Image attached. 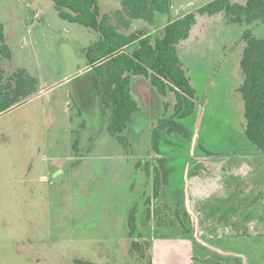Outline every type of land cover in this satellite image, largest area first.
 <instances>
[{"label":"rangeland","instance_id":"374dc122","mask_svg":"<svg viewBox=\"0 0 264 264\" xmlns=\"http://www.w3.org/2000/svg\"><path fill=\"white\" fill-rule=\"evenodd\" d=\"M122 1L98 0L101 14L110 15V23L122 33L157 34L168 20L212 0H173L170 15H158V25L136 20L130 28L114 17ZM221 17L198 15L189 38L178 44L197 92L193 113L173 117L174 95L154 96L148 79L141 77L133 89L140 108L121 143L109 130L112 109L101 103L91 84L94 75L86 69L85 51L100 35L63 20L52 0H0V22L11 51V58L2 60L6 77L26 70L38 81L36 95L0 116V228L6 234L0 242L29 239L49 249L60 228L63 241L88 232L89 249L83 255L93 260L99 251L104 264H116L124 258L116 245L131 238L132 231L136 237L141 233L137 241L147 244L145 264H152L153 248L155 264H264V239L234 242L238 255L213 253L196 247L187 232L191 221L180 219L192 155L214 154L229 164L257 149L245 134L238 89L244 81L243 33L249 29L264 39V22L228 24ZM163 119L177 121L182 130L157 131L155 147L154 131ZM161 161L169 173L164 178L159 170L156 192L155 171ZM37 259L33 264H49V256Z\"/></svg>","mask_w":264,"mask_h":264},{"label":"trees","instance_id":"16d2710c","mask_svg":"<svg viewBox=\"0 0 264 264\" xmlns=\"http://www.w3.org/2000/svg\"><path fill=\"white\" fill-rule=\"evenodd\" d=\"M52 1L63 20L92 29L100 35V40L85 51V58L87 67L94 75L93 86L101 103L105 108L112 109L109 130L121 143H125L123 131L132 115L140 108L133 96V77L148 79L152 89L160 97L173 94L176 101V113L173 117L183 119L193 113L197 92L181 63L177 46L189 38L198 15L213 16L223 13L228 24L250 26L264 22V0H247L245 4L231 0H212L195 12L168 20L157 34L138 31L125 34L110 23V15L101 14L98 0ZM172 4L173 0H123L122 9L116 11L114 17L125 28H130L136 20H144L154 27L161 21L158 20V15H170ZM242 39L246 42L241 59L244 81L238 90L244 102L245 134L264 153V39L255 37L249 29L243 33ZM10 58L5 29L0 22V116L38 93V81L26 70H19L6 77L2 60ZM168 127L182 130V126L173 119L160 120L154 131L155 147L157 131ZM161 162L160 168L155 171L156 192L159 191L161 182L159 170L164 168V161ZM163 171L165 178L169 171ZM184 203L185 211L180 219L191 221L194 232L192 228L187 232L197 241L198 222L192 210V202L186 197ZM132 221L131 218L130 226L134 227L135 223ZM182 225L186 228L184 223ZM130 232L133 238L134 235ZM142 237L141 233L135 236L136 241L132 245L140 257H144L147 251V244L143 246L137 241Z\"/></svg>","mask_w":264,"mask_h":264},{"label":"crops","instance_id":"0c3cea01","mask_svg":"<svg viewBox=\"0 0 264 264\" xmlns=\"http://www.w3.org/2000/svg\"><path fill=\"white\" fill-rule=\"evenodd\" d=\"M219 15L222 19L225 18L223 13ZM86 69L90 71L89 67ZM139 78L141 77H133V89L134 83ZM152 92L159 98L153 89ZM202 155V157L191 156L195 162L191 163L193 167L189 169L191 174L185 188L198 222L196 247L213 253L222 251L229 255H238L239 253L234 250L236 248L231 246L234 242L264 239V153L257 148L252 154L243 155L239 161L229 164L221 162L214 154ZM41 179L46 180V176H42ZM61 229L56 232V240L53 244L50 243L52 245L49 249L42 243L32 242L29 239L28 242L22 243L0 242V264H33V260L35 261L38 255L43 259L49 256V264H104V255L95 251L96 248H103L98 244L95 245L96 248L92 247L95 251V259L90 260L86 253L85 256L83 255V251L89 249L88 232H80L78 238L63 241ZM65 234L66 231L63 232V235ZM94 235L96 237V234ZM1 236L5 237L6 234H3L0 228ZM133 241H136L135 236L126 238L122 245L116 243L118 244L116 250H122L124 256L115 260L116 264H145L147 254L140 257L132 248ZM23 247H27L29 252L22 251ZM41 250L45 252L41 253ZM153 251L152 264H155V248ZM37 262L40 260L37 259Z\"/></svg>","mask_w":264,"mask_h":264}]
</instances>
